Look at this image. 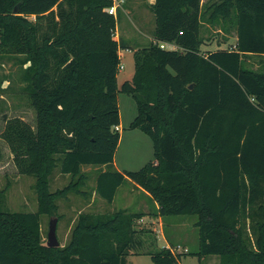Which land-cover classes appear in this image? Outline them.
<instances>
[{
	"label": "trees",
	"instance_id": "16d2710c",
	"mask_svg": "<svg viewBox=\"0 0 264 264\" xmlns=\"http://www.w3.org/2000/svg\"><path fill=\"white\" fill-rule=\"evenodd\" d=\"M110 4L0 0V60L20 65L35 112L33 125L6 117L0 138L18 173L34 177L37 195L35 212L11 211L0 185V264H129L139 254L179 263L171 244L140 251L145 231L135 222L143 212H79L66 244L49 247L42 237L40 215L56 214L67 193L86 195L82 167L113 162L118 91L135 99L130 128L151 138L154 158L135 171H99L94 193L111 202L129 179L157 204L154 215L197 216L191 254L264 264V68L244 62L264 56V0H155L153 40L133 50L134 73L120 84ZM203 22L226 40L234 33V46L203 52ZM56 171L69 181L50 191Z\"/></svg>",
	"mask_w": 264,
	"mask_h": 264
},
{
	"label": "rangeland",
	"instance_id": "374dc122",
	"mask_svg": "<svg viewBox=\"0 0 264 264\" xmlns=\"http://www.w3.org/2000/svg\"><path fill=\"white\" fill-rule=\"evenodd\" d=\"M139 3L141 0H125L119 7L116 16L115 37L119 40L120 65L123 66L117 75L118 84L125 79H131L134 73L132 52L126 49L130 43L129 36L138 41L141 39L140 48L150 42L146 36V27L144 28L137 20L136 12L138 9H142ZM207 24L203 22L201 28V36L204 39L201 50L204 48V52L207 48H216L218 43H224V46L230 47L234 33H230L227 42H222L221 37H225V34L218 31L219 26L211 27ZM244 62L247 67L252 69L264 68V56L251 55L245 58ZM20 75L21 67L16 61L9 58L0 60V133L6 117L18 116L28 123L34 124L35 112L22 92L23 83ZM117 99L120 115L117 132L120 139L113 162L99 166H83L82 171L88 175V179L81 189L86 195L67 193L56 200V214L40 215L44 241L46 242L49 220L53 217H57L56 236L59 246H63L69 240L70 232L79 212H113L126 209L130 212L144 213V217L135 222L137 228L145 231L141 236L143 240L141 252L153 251L171 244L177 252L182 253L178 264H218L216 256L199 258L197 255L191 254L198 250L196 215H169L161 218L154 215L155 203L129 179H125L117 188L111 202L94 193V182L99 171L112 169L135 171L154 158L151 138L139 128H130L131 121L137 115L135 99L121 91L117 92ZM12 157L8 146L0 138V185L1 188L6 189L3 206L11 211L35 212L37 210V195L34 188V177L19 174ZM68 181L67 176L56 171L50 178L49 189L50 191L61 189ZM87 203L89 204L87 205ZM127 258L133 264H154L147 254L132 255Z\"/></svg>",
	"mask_w": 264,
	"mask_h": 264
},
{
	"label": "crops",
	"instance_id": "0c3cea01",
	"mask_svg": "<svg viewBox=\"0 0 264 264\" xmlns=\"http://www.w3.org/2000/svg\"><path fill=\"white\" fill-rule=\"evenodd\" d=\"M155 0H141V3H139L141 6H142V9H138V11L136 12V15H137V20L139 21V23L146 29H147V39L149 41H152L153 40V30H154V26H155V22H154V16H153V13L150 9L151 5L154 3ZM204 1V0H202ZM128 12V10H127ZM209 25V24H207ZM210 26V25H209ZM212 27V26H211ZM116 29H117V26H116ZM218 31H220L222 34H225L220 28L218 29ZM227 35V34H225ZM128 37V36H127ZM117 40L118 38L115 37ZM222 39V42H227V40L225 39V37H221ZM228 39V38H227ZM129 44L126 46L129 51L133 52L134 49L136 48H140L139 45H141V39L138 41L136 39H132V36H129ZM235 41H236V36L234 34V37H233V41L231 42V45L234 46L235 44ZM144 43V42H143ZM169 45H171V47H173V49H176V45L172 44V43H168ZM224 43H218L216 44V48H224L225 46L223 45ZM167 48V49H172V48ZM216 48H213V49H216ZM208 49V48H207ZM204 50V48H203ZM209 50H212V49H209ZM119 55H120V52H119ZM120 125V124H119ZM118 125V126H119ZM136 186V185H135ZM137 187V186H136ZM139 188V187H137ZM141 190V188H140ZM141 192H143V190H141ZM145 196L148 197V195L145 193ZM93 198V197H91ZM89 203H87L88 205ZM155 206L157 207V204H155ZM144 217V216H143ZM142 217V218H143ZM161 218V217H160ZM161 220V219H159ZM129 256H132V255H129ZM128 256V257H129ZM127 261L129 264H133V262L131 263L128 258H127Z\"/></svg>",
	"mask_w": 264,
	"mask_h": 264
},
{
	"label": "water",
	"instance_id": "95a60500",
	"mask_svg": "<svg viewBox=\"0 0 264 264\" xmlns=\"http://www.w3.org/2000/svg\"><path fill=\"white\" fill-rule=\"evenodd\" d=\"M192 85H190L191 87ZM150 117L148 116L147 119ZM56 224H57V218L53 217L49 220L48 225V231H47V237H46V245L49 247H58L59 241L56 236Z\"/></svg>",
	"mask_w": 264,
	"mask_h": 264
},
{
	"label": "built area",
	"instance_id": "2783aa9c",
	"mask_svg": "<svg viewBox=\"0 0 264 264\" xmlns=\"http://www.w3.org/2000/svg\"><path fill=\"white\" fill-rule=\"evenodd\" d=\"M124 2H125V0H111V4L105 10L109 14L116 16L119 7H121ZM115 34H116V32H115ZM115 34H114V36H115ZM159 46L161 48H166V49L171 47V45H169L168 43H160ZM171 48L173 49V47H171ZM122 68H123V66L119 64V69H122ZM114 128L116 130H118L119 126H115Z\"/></svg>",
	"mask_w": 264,
	"mask_h": 264
}]
</instances>
